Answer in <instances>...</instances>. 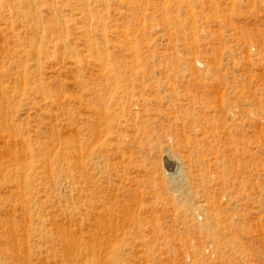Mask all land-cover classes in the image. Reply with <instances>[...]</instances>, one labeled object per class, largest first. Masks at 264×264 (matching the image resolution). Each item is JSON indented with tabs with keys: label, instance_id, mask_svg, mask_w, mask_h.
<instances>
[{
	"label": "rangeland",
	"instance_id": "obj_1",
	"mask_svg": "<svg viewBox=\"0 0 264 264\" xmlns=\"http://www.w3.org/2000/svg\"><path fill=\"white\" fill-rule=\"evenodd\" d=\"M0 264H264V0H0Z\"/></svg>",
	"mask_w": 264,
	"mask_h": 264
},
{
	"label": "bare ground",
	"instance_id": "obj_2",
	"mask_svg": "<svg viewBox=\"0 0 264 264\" xmlns=\"http://www.w3.org/2000/svg\"><path fill=\"white\" fill-rule=\"evenodd\" d=\"M85 4V3H84ZM102 67V66H101Z\"/></svg>",
	"mask_w": 264,
	"mask_h": 264
}]
</instances>
